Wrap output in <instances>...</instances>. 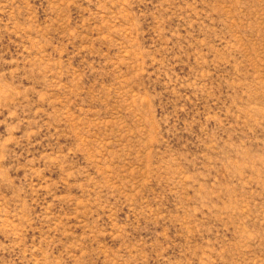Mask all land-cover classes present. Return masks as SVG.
<instances>
[{"label": "rangeland", "instance_id": "obj_1", "mask_svg": "<svg viewBox=\"0 0 264 264\" xmlns=\"http://www.w3.org/2000/svg\"><path fill=\"white\" fill-rule=\"evenodd\" d=\"M0 264H264V0H0Z\"/></svg>", "mask_w": 264, "mask_h": 264}]
</instances>
